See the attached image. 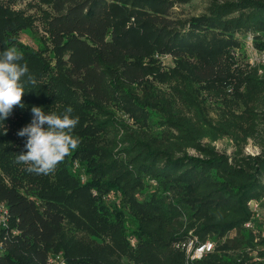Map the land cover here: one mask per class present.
<instances>
[{
  "label": "trees",
  "instance_id": "trees-1",
  "mask_svg": "<svg viewBox=\"0 0 264 264\" xmlns=\"http://www.w3.org/2000/svg\"><path fill=\"white\" fill-rule=\"evenodd\" d=\"M40 1L51 13L36 48L19 38L31 19L0 2V53L17 46L36 81L0 120V264H58L59 252L66 264H184L172 244L189 232L215 242L197 264H264L250 261L243 228L247 203L264 196V146L243 153L264 120V79L229 55L247 35L264 51V0H211L187 19L171 8L188 0ZM233 81L239 109L214 120L207 97ZM33 106L79 116L78 149L49 175L16 163ZM221 139L231 156L215 149Z\"/></svg>",
  "mask_w": 264,
  "mask_h": 264
},
{
  "label": "clouds",
  "instance_id": "clouds-1",
  "mask_svg": "<svg viewBox=\"0 0 264 264\" xmlns=\"http://www.w3.org/2000/svg\"><path fill=\"white\" fill-rule=\"evenodd\" d=\"M24 53L15 45L0 53V120L5 121L15 107H24L26 84H35L26 63H20ZM68 106L62 115L46 113L42 107L31 108L32 120L17 132L26 137L25 151L16 157L17 164L27 165L26 171L49 175L57 166L78 149L80 140L75 135L79 116Z\"/></svg>",
  "mask_w": 264,
  "mask_h": 264
},
{
  "label": "rangeland",
  "instance_id": "rangeland-1",
  "mask_svg": "<svg viewBox=\"0 0 264 264\" xmlns=\"http://www.w3.org/2000/svg\"><path fill=\"white\" fill-rule=\"evenodd\" d=\"M225 1V0H220ZM1 3L9 6L13 11H20L23 13L25 17L31 19L32 27L24 30L20 33V41L32 48H36L38 46L39 40L41 37H44V25L46 24V17L51 13V8L49 5L41 2L40 0H0ZM211 0H188L186 3H176L171 11L174 16L177 18L187 19L192 16H199L206 13L207 8L210 4ZM229 55L234 62L233 68L241 67V69H249L252 71H256V75L260 79H264V51H259L255 48L252 43L251 35H247L246 37H241L240 43L237 47H232L229 51ZM160 60L161 66L163 69L171 68L175 65V61L169 55L164 56H156ZM233 81L226 89H222L219 93V99L217 96L207 97V104L210 116L216 120L219 119L226 110L234 109L238 110V106L234 104L235 95L233 94L234 88ZM215 149L219 153H224L228 156L232 155L234 150V146L227 139H221L214 143ZM261 146H264V120H262L258 125V134L255 138L249 139L247 144L243 148L244 154H249L252 156L258 155L261 152ZM190 154H194L193 151H189ZM79 166L77 162L73 163V170H77ZM83 179L81 183H84V180L87 179L86 176L82 175ZM154 185L155 183H150ZM118 200V199H116ZM115 199L111 198V194L107 195L106 203L107 206L110 202H116ZM129 230V229H128ZM77 236L79 238L89 240V237L85 236L83 233H78ZM235 236L234 232H230L227 236L228 239H231ZM129 241H133L134 237L130 235L129 231L127 232V236ZM98 242V243H97ZM95 243L97 249L99 246H102L103 242L98 240ZM50 260L54 262H58V264H66L62 254L56 253L50 257ZM123 264L125 259L120 261ZM120 262H116V264H120ZM127 264H132L129 262Z\"/></svg>",
  "mask_w": 264,
  "mask_h": 264
},
{
  "label": "built area",
  "instance_id": "built-area-1",
  "mask_svg": "<svg viewBox=\"0 0 264 264\" xmlns=\"http://www.w3.org/2000/svg\"><path fill=\"white\" fill-rule=\"evenodd\" d=\"M247 206L250 218L244 223L243 228L253 236V247L245 251L251 257L250 261L264 262V196L249 201ZM7 226L8 212L4 203L0 202V228ZM131 244H134L133 241ZM172 248L183 255L184 264H197L215 250V242L210 239L201 241L189 232L188 236L175 241Z\"/></svg>",
  "mask_w": 264,
  "mask_h": 264
}]
</instances>
